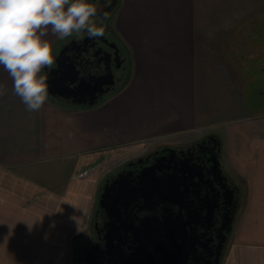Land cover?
<instances>
[{"label":"crops","instance_id":"obj_1","mask_svg":"<svg viewBox=\"0 0 264 264\" xmlns=\"http://www.w3.org/2000/svg\"><path fill=\"white\" fill-rule=\"evenodd\" d=\"M226 1L118 0L105 22L130 73L93 107L48 93L43 107L29 112L0 67L8 89L0 96V257L82 264L100 186L116 168L103 165H121L166 138L215 135L222 166L240 188L222 264H264V110L247 102L261 64L246 20L260 9H227ZM76 35L49 33L54 58ZM18 240L26 247L1 246Z\"/></svg>","mask_w":264,"mask_h":264},{"label":"flooded vegetation","instance_id":"obj_2","mask_svg":"<svg viewBox=\"0 0 264 264\" xmlns=\"http://www.w3.org/2000/svg\"><path fill=\"white\" fill-rule=\"evenodd\" d=\"M90 2L97 6L94 20L97 26H104L105 35L91 39L86 32L77 34L71 40L88 37L87 45H71L62 59H73L82 52L86 67L103 75L105 82L114 80L113 86L104 88H110L103 94L104 101L128 80L130 72L125 51L104 18L105 13L108 16L112 12L109 10L115 0ZM66 44L51 68L57 65ZM98 48L102 51L96 57ZM99 97L102 99L101 94ZM113 183L112 204H117L109 216L99 201L104 187ZM121 187L136 190L137 195L117 199ZM170 190L175 194L167 195ZM239 205L240 188L222 166L221 148L210 136L190 144L157 145L104 176L92 233L79 259L82 264H114L117 255L123 253L131 258L130 264H222ZM107 234L114 238L113 255L107 253Z\"/></svg>","mask_w":264,"mask_h":264},{"label":"clouds","instance_id":"obj_3","mask_svg":"<svg viewBox=\"0 0 264 264\" xmlns=\"http://www.w3.org/2000/svg\"><path fill=\"white\" fill-rule=\"evenodd\" d=\"M97 14L90 0H0V67L29 112L39 111L48 98L43 70L55 60L49 33L61 40L84 32L91 39L101 38L105 28L97 26ZM7 91L0 84V96Z\"/></svg>","mask_w":264,"mask_h":264},{"label":"water","instance_id":"obj_4","mask_svg":"<svg viewBox=\"0 0 264 264\" xmlns=\"http://www.w3.org/2000/svg\"><path fill=\"white\" fill-rule=\"evenodd\" d=\"M118 0H115V3L111 7V10L115 8ZM88 43V37L83 41H79L77 39L71 40L67 43L61 50L59 56L56 59L57 65L49 70L47 74V83H48V93L51 96H57L63 98L74 105L78 106H88L93 107L98 105L103 101L104 93L108 92L109 89L105 91L106 86H113L115 81L105 82L103 81V75H97L93 73L92 68H88L85 65L87 61L84 63V58L82 55L84 53H78L77 56L73 59L65 58L62 59V56L66 53V50L69 49L71 45H76L77 47H84ZM92 48V47H91ZM90 48V49H91ZM89 49V50H90ZM101 48H98L95 56L97 57L101 53ZM108 54V52H106ZM105 60V57L101 59V62ZM101 94L102 99L99 97ZM117 184V182H116ZM116 184H112L111 186L104 187V193L101 194L99 206L103 208L106 213L110 216L114 205L117 202L112 204L113 194L115 191ZM175 191H168L167 195H174ZM136 190L131 191L124 187H121L115 196H118L117 199H131L133 196H136ZM116 199V201H117ZM109 233V231H108ZM114 238H111L109 234H107V248L108 255H113L111 249L113 247ZM120 247V244L118 245ZM131 258L126 257L123 253L118 254L115 258L114 264H130Z\"/></svg>","mask_w":264,"mask_h":264},{"label":"rangeland","instance_id":"obj_5","mask_svg":"<svg viewBox=\"0 0 264 264\" xmlns=\"http://www.w3.org/2000/svg\"><path fill=\"white\" fill-rule=\"evenodd\" d=\"M225 8L227 9H250L252 7H258L260 9V12H258L257 14H255L251 20L248 19L246 20L247 22H250L249 25H252L255 30V39L254 42L259 44V47L256 51H254L255 56H257V61L259 60L261 66L260 68L255 71L254 73V80L249 88V92L247 94V102L251 105L254 104L255 106H258L260 109L264 110V13H262V10H264V0H260V1H235V0H231V1H226L223 2V4ZM236 17L235 16H228L227 17V21L228 23H235L236 21ZM239 20L241 18H238ZM234 52V54H239V50L238 49H234L232 50ZM128 63V61H127ZM252 88V90H251ZM200 140V139H199ZM198 139H191V137H183L180 140H175V138H166L164 140H162V142L156 143L153 146H147L148 148H145L146 150L142 153L145 154L146 152L152 150L155 146L157 145H175V144H190V143H194L197 142ZM116 159V158H115ZM115 161V160H114ZM113 161V162H114ZM120 161H115L114 163L111 164V162H108V166H104L101 167V169H106L107 167H113V165H115L116 167L120 165ZM232 236V235H231ZM27 242L24 241H14L11 242L9 244V242L7 241H3L1 246L7 250L11 247H16L15 249H19L21 247H26L25 244ZM35 245H32V249L34 248ZM7 248V249H6ZM7 251H5L6 253ZM30 259H32V257L28 258H21L22 260V264H28ZM12 260V261H11ZM14 258H11L10 256H4V257H0V263L1 264H15L13 262ZM32 263V262H31Z\"/></svg>","mask_w":264,"mask_h":264},{"label":"trees","instance_id":"obj_6","mask_svg":"<svg viewBox=\"0 0 264 264\" xmlns=\"http://www.w3.org/2000/svg\"><path fill=\"white\" fill-rule=\"evenodd\" d=\"M210 137L218 143L220 148L222 147V141H221V138L219 136L212 135Z\"/></svg>","mask_w":264,"mask_h":264}]
</instances>
